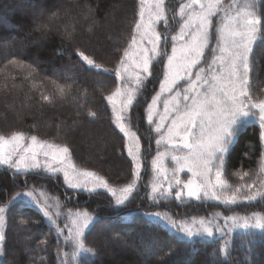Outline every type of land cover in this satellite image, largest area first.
<instances>
[{
	"label": "trees",
	"instance_id": "trees-1",
	"mask_svg": "<svg viewBox=\"0 0 264 264\" xmlns=\"http://www.w3.org/2000/svg\"><path fill=\"white\" fill-rule=\"evenodd\" d=\"M256 4L257 14L264 12V0ZM138 19L139 0H0V136L19 131L67 146L76 166L112 186L131 183L134 168L126 137L106 97L118 85L116 70ZM253 45L251 91L254 99H264V42L258 36ZM79 52L107 72L90 69ZM152 78L130 110L147 150L151 138L144 110L160 79L159 67L154 66ZM261 131L259 120L249 118L233 140L223 177L231 190L252 183L236 173L248 172L253 179L259 173L264 162ZM144 183L117 206L104 191L67 189L60 174L0 166V207L5 208L0 264H66L60 226L35 204L14 200L29 186L48 191L71 212L93 215L84 234L85 247L92 252H82L76 264H264V230L259 228L235 231L225 255L218 251L225 244L222 237L187 238L165 221L147 218L151 210L181 214L180 219L232 205L176 198L152 201L145 197L149 192ZM230 210L264 217V200L239 199Z\"/></svg>",
	"mask_w": 264,
	"mask_h": 264
},
{
	"label": "snow or ice",
	"instance_id": "snow-or-ice-1",
	"mask_svg": "<svg viewBox=\"0 0 264 264\" xmlns=\"http://www.w3.org/2000/svg\"><path fill=\"white\" fill-rule=\"evenodd\" d=\"M236 4L237 0H232L231 4H226L224 0H188V3L181 4L180 18L183 23L179 32L171 36L172 46L169 54L163 50L168 43V36L156 31L154 27L161 21L165 25L168 24L164 0H156L154 16L150 18L149 24H144L143 12H141V20L135 24L136 34L140 36L139 44L137 36L133 35L131 44L123 52V57L128 58L132 55L130 49L136 46L133 62L129 63L127 59H121L120 69L115 75L121 80H126V76L134 75L138 85L143 84L144 80L152 75L154 58L167 59L160 90L151 98V103L147 107L148 123L154 125V132L159 137L155 143L157 146L164 145L166 149L165 152L157 151L156 157L152 160L156 170V182L152 185L154 200L167 198L172 192V182L167 176L168 170L160 162L162 158L168 157L169 149L170 159L177 166L172 170L175 184L177 186L181 184L176 173L184 169L198 180L195 184L192 179L184 183L183 187L175 192L177 199L184 195L186 189V194L190 198L210 197L222 200L225 205L236 204L239 199L253 201L259 197L260 200H264V162L261 163L259 173L255 174V179L249 176L248 172L236 173L241 180L249 177L252 180L251 184H242L231 190V186L223 178L230 146L249 118L258 115L260 126L264 129V99L253 97L250 81L252 68L249 63V55L258 36L261 42H264V12L256 13V0H245L244 5L236 7V14L232 15L233 6ZM214 18L220 22L214 23ZM145 28L147 31L142 33L141 30ZM145 37L150 47L139 46L144 43ZM213 41H215L214 47ZM206 50L211 54L210 62L205 55ZM79 56L90 69L107 72V69H102L83 52H79ZM202 60L206 63V67L200 66ZM194 69L196 71H193ZM181 81L186 84L183 88ZM60 91L63 92L64 89L61 88ZM115 97H120L119 108L115 107ZM43 99L47 101L49 97L44 96ZM106 99L114 106L116 126L121 133L128 136L129 129L123 123L124 112L133 106L135 96L130 91L117 88ZM160 103L163 105L162 111L156 110V106ZM90 115L94 117L95 113ZM131 135L135 137L134 133ZM261 139L264 140V132L261 133ZM21 140L27 138L19 131L13 132L9 139L0 136V165H7L19 172L29 166L26 163L27 158L19 155L21 152L31 154L30 166L33 168L40 167L37 157L41 154L45 159L51 154L52 159L63 164L69 153L67 146H57L53 151V145L38 141L35 135L30 137L32 147H24L20 144ZM4 145H9L7 154L3 151ZM139 149V138L136 137L133 146L128 149V155L136 160ZM60 154H63V157ZM14 155H19V158L13 159ZM50 170L56 172L61 169L53 167ZM135 175L138 177L139 172L137 171ZM63 176L71 188H83L90 192L102 188L110 192L116 198L118 206L128 200L135 188L134 183L119 189L112 188L107 181L93 172L75 174L74 167L71 168V173L67 169L63 170ZM81 177L91 179L81 180ZM164 181L168 182L167 192L164 190ZM89 183L93 187L89 188ZM256 185L259 187L253 191ZM229 191L231 194L226 195L225 193ZM26 196L35 198L33 193L29 192L18 193L16 199H24ZM4 212L5 208L0 207V214ZM44 215L51 219L46 209ZM76 217L71 225H65V228L60 229L59 232L63 233L67 229L66 241L74 243L78 251L92 252V249L85 247L84 234L85 229L93 223V218L87 213H76ZM147 218L157 222L167 221L187 238L194 235L212 238L214 230L223 231L212 220H193L192 225H178L168 217L161 216L160 213L147 214ZM2 219L3 216L0 215V221ZM227 219H231L234 224L242 219L245 229L252 227L264 230V217L255 213L251 217ZM4 241L5 235L0 231V248ZM218 251L227 255V242Z\"/></svg>",
	"mask_w": 264,
	"mask_h": 264
},
{
	"label": "rangeland",
	"instance_id": "rangeland-1",
	"mask_svg": "<svg viewBox=\"0 0 264 264\" xmlns=\"http://www.w3.org/2000/svg\"><path fill=\"white\" fill-rule=\"evenodd\" d=\"M224 2L226 4H231L232 0H224ZM155 3H156V0H139V19H138V22L141 20V12H143V22H144L145 25L149 24L150 18H152L154 16ZM185 3H188V0H164V10H165V13H166V15L168 17V24L165 25L164 22L161 21L159 24L154 26L156 31L163 32L165 35L168 36V43H167V45H165L163 47V50L167 51L169 54L171 53V46H172L171 36L175 35L176 33L179 32L180 25L183 23V21L180 18V5L181 4H185ZM244 3H245V0H237V4L233 6L232 15L236 14L235 13V8L236 7H242L244 5ZM256 7H257V4H256ZM255 11H256V13H258L257 8L255 9ZM173 13H175L174 17H173ZM219 22L220 21L218 19L214 18V23L218 24ZM145 31H147L146 28L141 30L142 33L145 32ZM134 35L137 36V42L139 44L140 36L136 34V30H135ZM139 46L140 47H150V45H148V43H147V38L146 37H145L144 43L140 44ZM212 46L213 47L215 46V41H213V45ZM136 51H137L136 46H133V48L130 49V52L132 53V55H130L128 58H124L123 57V59H127L129 61V63H132L133 62V56L135 55ZM205 55L207 57L208 62H210L211 58H212L211 54L209 52H207V50H206ZM153 64H154L155 67H159L160 79H158V82L156 84L155 92L151 95V97H150V99L148 101L146 100L147 102H146V106H145V110H144L145 122L149 126V128H147V129H149V133H150L149 135H150V138H151L150 139L151 143H150V146L148 147V150H147V148H144L141 145L140 139H139L140 149H139V152L136 153L137 159L134 160L133 157H131V156L130 157L132 159L133 168H134L133 180H134L135 187L137 186V184H139L140 182L144 181L145 182L144 186L147 187V191L149 192L148 195H146L145 197L147 199L152 200V201H156V200H160V198H157L155 200L152 198V185H153V183L156 182V170L154 169V167L152 165V160L156 157L157 151L165 152L166 149H165L164 145L157 146L156 143H155V141L157 139H159V137L154 132V125H149V123H148V120H147V107H148V104L151 103V98L157 92H159V90H160L159 86H160V83L163 80V73L165 71V65L167 64V59H166V57H156L153 60ZM200 66L201 67H206L207 65L202 60ZM125 67H127V65H125ZM118 69H120V65L117 68V70ZM117 70H116V72H117ZM193 71H196V69H194ZM152 79L153 78H152V75H151L150 77H148L147 79L144 80L143 84H139L138 85L136 80H135V78H134V75L133 76H126V80H121V79L118 78V85H117L116 89L117 88H121L123 91L132 92L133 95L135 96V99L133 101V104H134V102L138 101L140 99V97H142L143 94L146 93V91L144 93L145 86H147ZM193 79H194V77H193ZM180 84H181V88L186 86L184 81H181ZM141 93H142V96H141ZM114 99L116 101L115 107L119 108V106H120V97H115ZM109 104L112 107L113 119L115 121V115H114V112H113V107L114 106H113V104L111 102H109ZM130 110H131V108L127 109L124 112V120H123V123H124L125 127L127 129H129V135L125 136L126 137L127 150L129 149V147L133 146V142H134V139L136 137L140 138V134H139L138 130L135 129L136 125L133 123V117L130 114ZM156 110H158V111H162L163 110L162 103H160V104H158L156 106ZM251 118L259 120V116L258 115L255 116V117H251ZM128 122L131 123L130 126L128 125ZM261 132H264V129H262ZM132 133L135 134V137H133L131 135ZM23 134L27 138V140H21L20 144L23 145L24 147H32L30 137L33 136V135H28V134H25V133H23ZM10 136L5 137V139H9ZM38 141L47 142L48 144L53 145L54 146L53 151H55L57 146L63 147L62 145H59V144H56V143H53V142H50V141H45V140H42V139H38ZM263 142H264V140H263ZM34 150L35 151H39V149H34ZM3 151H4L5 154H7L8 151H9V145H4L3 146ZM167 151L169 153L168 157L162 158L160 162L167 168V170H168L167 171L168 179L172 182V192H171L170 195L167 196V198H176L175 197V192L178 191L179 188L183 187L184 183H186L189 179H192L194 181V184H195V183H198V180H197V177L193 176L192 173L187 171V169H184L183 171H179V172L176 173V177L181 181V184L179 186H177L175 184V181L172 179V177H173V171L172 170L174 168H176L177 166L170 159L171 150L169 149ZM19 155L25 156L27 158L26 159V163L29 164L28 167L22 168L19 172L36 171L37 173H44V174H60L62 176V179H63V184L65 185V187L67 189L75 190V191L90 192V191H87V190H85L83 188H81V189L71 188V187H69L68 182L65 180V178L63 176V170H65V169L69 170L70 173H71V168L74 167L75 168V174H80V173H83V172H92L90 170H87V169H84V168H80L78 165L76 166L75 163L73 162L71 156H70L71 155L70 152L68 153L67 158L64 160L63 164H61L58 160L52 159L51 158V154H50L49 158H47V159H45V157L42 154L39 155L37 157V159H38V161L40 163V167L39 168H33V167L30 166V159H31V154L30 153L21 152ZM19 155H14L13 159H18ZM60 155H61V157H63V154H60ZM137 165H139V168H137ZM0 166L8 167L7 165H0ZM53 167L61 169V170L56 171V172H52L50 169L53 168ZM9 168L12 169L13 171H16L15 168H11V167H9ZM137 171L139 172V176L138 177L135 175V173ZM96 175L99 176L98 174H96ZM99 177H102V176H99ZM84 179L90 180L91 178L81 177V180H84ZM133 180H132L131 183H133ZM214 182H215V178H214V175H213V183ZM131 183H129V184H131ZM127 185L128 184H124V185H120V186H112V185H110V187L119 189V188H123V187H125ZM31 187L32 186H29V187L26 188L25 191L17 192V194L18 193H29V192H32L33 193V197H35V198H31V197H27L26 196L24 198V200L26 202H30V203L35 204L36 206L41 208L43 212L46 209L48 214H49V217H51V219H49L48 217L47 218L50 221H52V222L54 221V223L56 225H59L60 229H64L65 225H71L72 221L77 219L76 213H81V214L82 213H87L90 217L93 218V215L89 214L86 211H82L81 210V211L71 212L66 205L59 204L58 200H56L55 197H51V194H49L48 191H46V190H44L42 188H36L34 190ZM88 187L91 188V187H93V185L91 183H89ZM167 189H168V182L164 181V190L166 192H167ZM135 190H136V188H134V191ZM97 191H104V192L108 193L110 196H112L110 192H107L106 190H104L102 188L97 189ZM186 193H187V190L185 189L184 195H182V197L179 198V199L206 200V201H209V202H216L219 205H224L225 206V204L223 203L222 200H215V199H212L210 197H203V196L201 197V199L190 198V197L187 196ZM117 194L119 195V193H117ZM16 197H17V195L14 196V200H16ZM130 197L131 196H129L128 200L130 199ZM167 198H163V199H167ZM113 199H114V202L116 204V198L113 197ZM37 200L39 202H37ZM231 207L229 206V209H225V210L224 209L217 210V211L216 210H212V211L206 213V215H198V216H193V217H190V218L182 217L180 219L178 217H180L181 214H177V215L173 216V215H170V213H168L167 211H152L151 210L147 214L160 213L161 216L168 217L171 221H175L178 225H192L193 220H196V221H199L201 219H203L205 221L212 220L213 223L218 224L223 229L222 232H215V230H214V236L213 237H222L224 239V243L227 242V244H228L232 234L235 231H246V230L252 229V227H249L248 229H245L243 227V220L242 219L238 223L234 224L231 219H227V218H229V217L245 218V217H251L254 214V213H250V214L241 215L237 211L230 210ZM255 214H258V213H255ZM0 215L3 216V214H0ZM165 222H166V225L171 227V229L177 230L176 228H173L170 224H168L167 221H165ZM3 228H4V216H3L2 221H0V231L3 232ZM179 233L184 236L183 233H181V232H179ZM63 234H65L64 237L68 236L67 229H65ZM193 237H197V236L194 235ZM205 238H207V237H205ZM66 244H67V249H66V252H65V262H66V264H76L77 257L84 251H78L76 249L74 243H70V242L66 241Z\"/></svg>",
	"mask_w": 264,
	"mask_h": 264
}]
</instances>
